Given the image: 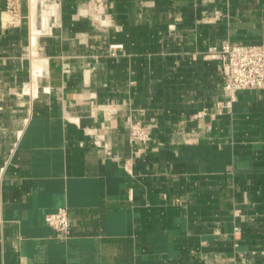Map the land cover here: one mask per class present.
Listing matches in <instances>:
<instances>
[{
    "label": "crops",
    "instance_id": "crops-1",
    "mask_svg": "<svg viewBox=\"0 0 264 264\" xmlns=\"http://www.w3.org/2000/svg\"><path fill=\"white\" fill-rule=\"evenodd\" d=\"M227 41L264 44V0H0V264H264V91L218 111Z\"/></svg>",
    "mask_w": 264,
    "mask_h": 264
},
{
    "label": "built area",
    "instance_id": "built-area-1",
    "mask_svg": "<svg viewBox=\"0 0 264 264\" xmlns=\"http://www.w3.org/2000/svg\"><path fill=\"white\" fill-rule=\"evenodd\" d=\"M20 0H7L8 11L17 16ZM122 47L111 44L112 53ZM209 56L221 60L223 75V90L226 98L222 101L218 111L230 112L238 99V93L245 89L264 91V44H245L225 42L220 48L210 47ZM208 114L202 109L195 114L196 118H203ZM151 138V126L141 120H134L130 125V141L132 143L146 142ZM46 222L63 236L70 232L71 220L66 208H60L46 215Z\"/></svg>",
    "mask_w": 264,
    "mask_h": 264
},
{
    "label": "rangeland",
    "instance_id": "rangeland-1",
    "mask_svg": "<svg viewBox=\"0 0 264 264\" xmlns=\"http://www.w3.org/2000/svg\"><path fill=\"white\" fill-rule=\"evenodd\" d=\"M98 21H100V19H99ZM110 46H111V45H110Z\"/></svg>",
    "mask_w": 264,
    "mask_h": 264
}]
</instances>
